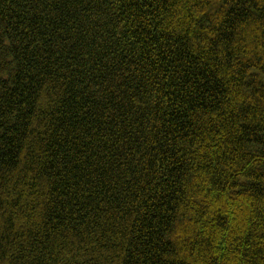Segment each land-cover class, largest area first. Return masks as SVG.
I'll return each instance as SVG.
<instances>
[{
    "label": "trees",
    "instance_id": "16d2710c",
    "mask_svg": "<svg viewBox=\"0 0 264 264\" xmlns=\"http://www.w3.org/2000/svg\"><path fill=\"white\" fill-rule=\"evenodd\" d=\"M0 264H264V0H0Z\"/></svg>",
    "mask_w": 264,
    "mask_h": 264
}]
</instances>
